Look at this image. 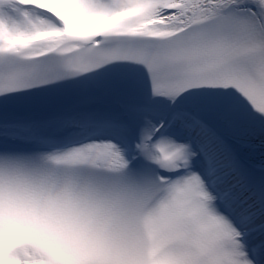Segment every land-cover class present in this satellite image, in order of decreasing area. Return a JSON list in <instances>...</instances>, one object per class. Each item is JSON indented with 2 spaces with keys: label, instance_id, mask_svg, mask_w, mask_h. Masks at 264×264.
Here are the masks:
<instances>
[{
  "label": "snow or ice",
  "instance_id": "obj_1",
  "mask_svg": "<svg viewBox=\"0 0 264 264\" xmlns=\"http://www.w3.org/2000/svg\"><path fill=\"white\" fill-rule=\"evenodd\" d=\"M0 264H264V0H0Z\"/></svg>",
  "mask_w": 264,
  "mask_h": 264
}]
</instances>
